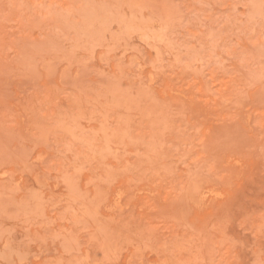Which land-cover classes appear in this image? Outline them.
<instances>
[{"label":"rangeland","instance_id":"rangeland-1","mask_svg":"<svg viewBox=\"0 0 264 264\" xmlns=\"http://www.w3.org/2000/svg\"><path fill=\"white\" fill-rule=\"evenodd\" d=\"M0 264H264V0H0Z\"/></svg>","mask_w":264,"mask_h":264}]
</instances>
